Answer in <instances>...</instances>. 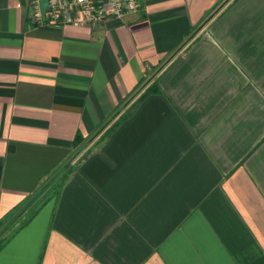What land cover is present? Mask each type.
<instances>
[{"label":"crops","instance_id":"0c3cea01","mask_svg":"<svg viewBox=\"0 0 264 264\" xmlns=\"http://www.w3.org/2000/svg\"><path fill=\"white\" fill-rule=\"evenodd\" d=\"M30 2L0 0V264H264V0Z\"/></svg>","mask_w":264,"mask_h":264},{"label":"built area","instance_id":"2783aa9c","mask_svg":"<svg viewBox=\"0 0 264 264\" xmlns=\"http://www.w3.org/2000/svg\"><path fill=\"white\" fill-rule=\"evenodd\" d=\"M31 0L30 19L37 25L55 23L94 26L104 19H122L139 10L140 0Z\"/></svg>","mask_w":264,"mask_h":264}]
</instances>
